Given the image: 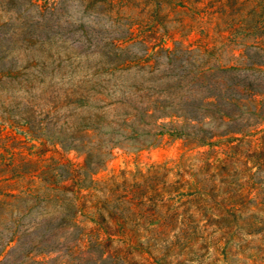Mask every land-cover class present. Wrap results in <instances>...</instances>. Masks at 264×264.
Returning <instances> with one entry per match:
<instances>
[{
  "label": "rangeland",
  "instance_id": "obj_1",
  "mask_svg": "<svg viewBox=\"0 0 264 264\" xmlns=\"http://www.w3.org/2000/svg\"><path fill=\"white\" fill-rule=\"evenodd\" d=\"M0 264H264V0H0Z\"/></svg>",
  "mask_w": 264,
  "mask_h": 264
},
{
  "label": "trees",
  "instance_id": "obj_2",
  "mask_svg": "<svg viewBox=\"0 0 264 264\" xmlns=\"http://www.w3.org/2000/svg\"><path fill=\"white\" fill-rule=\"evenodd\" d=\"M215 97V96H214ZM228 117H230L231 118V116H228ZM233 118V117H232ZM201 143H206V141H207V139L205 138H202L201 140H199Z\"/></svg>",
  "mask_w": 264,
  "mask_h": 264
}]
</instances>
